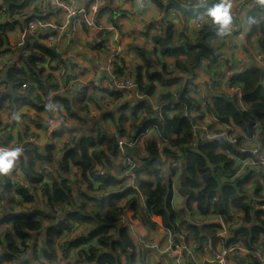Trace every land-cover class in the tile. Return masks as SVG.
I'll use <instances>...</instances> for the list:
<instances>
[{"label": "trees", "instance_id": "obj_1", "mask_svg": "<svg viewBox=\"0 0 264 264\" xmlns=\"http://www.w3.org/2000/svg\"><path fill=\"white\" fill-rule=\"evenodd\" d=\"M104 1L110 5L112 0ZM151 1L163 12L175 8L169 0ZM0 5L4 7L0 17L6 18L4 24L0 23L1 55L7 53L1 49V45H7L5 33L13 30V25L18 20L12 22L11 20L14 16H21L20 11L24 4L21 5L19 0H4V4ZM213 15L217 20H222V17L226 16L224 12ZM21 20L23 24L21 31L29 40L36 43L28 54L25 52L19 54L21 64L17 62L10 65L3 72L4 83L10 90L13 88L15 91L22 84L28 86L24 94L15 91L18 95L15 104L19 105L17 107H31L39 113L48 115L50 111L44 105L43 99L50 92H54L52 102L61 106L58 111L65 114L64 119L76 117L71 112V98L67 97L72 93H56L57 85L52 80V75L45 72L43 66L47 60L54 62L56 55L38 41L46 40L51 36L38 31L26 33L30 18L25 17ZM249 20L254 23H248L249 33L246 41L250 43V38L254 40L257 50L264 54V6L252 11L248 15ZM204 24L210 25V21L206 20ZM218 39L222 38L209 36L208 29H198L194 39L191 40L182 30L175 34L171 23L165 22L162 35L152 38V41L160 47L163 55H167L171 48L172 55L186 53L181 60L174 59L173 67L179 74L188 76L201 61L211 64L214 56L216 64V53L219 48L215 46V42ZM137 51L140 59L143 60V67L139 68L133 79L143 98L131 99L134 110L124 122L129 124L132 136L143 133L148 128L153 129L154 134L159 136V143L164 144L166 141L169 149L159 153L155 145L149 141L145 143L146 156L139 153L137 148L127 149L128 152H134L139 165L136 173V189L126 184L123 176L125 169L120 163L119 166L123 171L119 176L108 174L111 172L104 167L95 170L96 166L91 161L104 159L102 152L96 153L92 149L97 146V139L84 138L77 150H72V146L64 148L70 149L66 150L61 160H58V166L61 168L59 171L54 170L55 178H49L50 180L43 179V171L35 177L32 164L34 161L42 160L39 159L40 152L46 154L45 159L50 158L51 151L53 152L55 148L52 146L42 150L33 148L25 152L24 156L28 158L27 164L20 170L25 178L31 181V187L19 183L20 180L16 175V171L19 170L13 171L11 175L0 174L3 183L1 185L6 189V193L0 195V213L7 215L4 223L9 225L5 232H0V264H26L29 248L33 250L35 256L33 264H55L59 257L63 260L69 259L65 264H137L140 257L137 253L138 245L129 237L128 229L123 227L125 208L133 212V220L137 219L147 228L154 226L151 218L159 217L162 227L172 239L186 245L190 243L193 248H200L202 252L205 246L213 250L218 244L223 248L238 245L251 250L264 239V210L254 211L249 203L250 199H260L259 193L264 190V172L246 171L233 180L231 178L235 173L234 163L225 154L240 158L248 157L249 154L240 153L238 150L242 138H237V144L224 139L207 142L194 139L192 122L185 116V112L195 105V101L188 97L185 91L181 92L182 87L175 94L158 93L155 83L164 87H174L172 84L178 82V76L174 77V72H171V68L166 64L152 62L142 49ZM8 53L13 54L12 51ZM14 55L17 57L16 54ZM47 66L49 70L54 69L50 63ZM114 68L121 74L126 70L125 65L115 64ZM141 69H144L143 73ZM263 80V69L253 66L248 71L235 74L230 80L240 88L239 101L224 94H209L204 99V103L223 126L232 125L248 137L253 135V127L258 124V139L264 143ZM6 96L1 104L5 100L7 102L11 100L9 95ZM153 96L157 97L156 102H151L150 97ZM173 99H177L174 105L175 113L170 115L169 106L163 104H170ZM157 107L159 110L156 109ZM139 112L145 114L140 120ZM122 129L123 127H120L115 132H121ZM112 137L114 150L111 160L114 161L118 149L115 135L113 134ZM178 156L182 158L181 160L184 159L186 170V180L181 186L182 194L186 197V207L188 206L189 210L194 205L195 211L201 217H217L222 220L225 228L231 232L230 240H221L217 236L221 230L218 225L179 222L180 216L171 206V198L175 188L173 179H178L180 173L178 170L166 168L165 164L166 159L178 158ZM141 165L144 168L150 166L153 168L141 177L139 174ZM70 166L74 168L75 174L80 173L78 181L81 182L83 179L84 182L81 183L88 185L90 192L93 193L91 195L89 193V197L83 194L86 200L82 202L74 197L75 191L71 184L77 183V177L73 176ZM86 172L89 174V182H85ZM99 172L106 174L104 179L99 178ZM14 177L17 179L14 180ZM253 178H255L256 192L251 195L247 187ZM115 187L117 192H111L110 188ZM3 195L6 201L1 199ZM121 198L128 199L122 209L116 206ZM14 207H24L26 212L12 215ZM59 212L66 213L64 221H61V217L57 215ZM238 212L242 214V225L236 228L231 226V223H233V215ZM45 220L51 222L46 228L42 226ZM57 221L59 222L54 225ZM80 228L81 233L74 236ZM38 238H40L39 244H37ZM64 242H69L65 252L69 249L77 251L73 258H69V254L64 255V251L60 253V247ZM243 259L244 264H262L251 256H244Z\"/></svg>", "mask_w": 264, "mask_h": 264}, {"label": "crops", "instance_id": "obj_2", "mask_svg": "<svg viewBox=\"0 0 264 264\" xmlns=\"http://www.w3.org/2000/svg\"><path fill=\"white\" fill-rule=\"evenodd\" d=\"M21 5L24 4L23 8L21 9V16H14L13 20L17 21L15 25H13V30L10 32L5 33V39L7 41V45H1V49L5 50V54L0 55V61L4 56H9L13 52L17 56L19 54H23V52L27 53L31 48H34V44L36 42L29 40L26 35L21 31L22 18H25L27 14L31 13L37 15L40 12L41 6L44 8V4L42 5V0H19ZM68 3H71L78 9L86 8L89 6L93 0H62ZM99 1V0H98ZM264 1V0H258ZM47 3V2H46ZM237 5V3H236ZM50 7H48L49 9ZM218 13H223L220 8L216 9ZM225 13V12H224ZM163 15L166 17L168 22L171 23L172 31L176 34L180 31V25L185 19V14L178 10L169 9L165 12L160 11L158 7L151 1V0H112L110 5L106 4L104 0H102L99 11H98V20L99 24L102 27V32L98 33H90L87 31L86 27L84 26L80 16L73 17L69 20V24L64 30H49L48 35L51 36L46 40H39L38 42L42 45H45L47 48L50 49L56 55V60L50 61L47 60L43 66H46L50 63L52 66L63 63L68 75H77L81 80L84 81L85 87L82 91L74 92L72 94L67 95L70 99L71 104V112L76 117L68 119V124L72 128H76L79 131V136L75 140L74 145L71 147L72 150L74 146L78 145L84 140V138H94L98 140V144L96 147L92 148L94 152L99 153L102 152L104 155V159L92 160L91 163L96 166L95 170H98L102 167L107 168L113 176H119V172L117 169H121L120 166L116 164L113 160H111V155L114 149H112L113 141V134L115 131L122 127L124 123V119H126L131 112L134 110V106L131 105L132 100L122 97V95L118 93H111L108 87L110 85L107 82L108 74L106 71H99L100 67H108L107 64L111 63L112 59L111 53L104 50L102 47H98V43L95 42L96 39L102 40L104 35L107 33L109 28L116 29L117 35L121 38V41L124 42L126 40L125 36L128 33L132 32V34H136V30H146L150 25L151 22L159 19V16ZM23 16V17H22ZM51 16V23L55 26H60L62 21V14L60 13H50ZM22 17V18H21ZM5 19H1L0 23L4 24ZM223 21H226V16L222 17ZM28 39V40H27ZM191 40L194 37H190ZM177 41V40H176ZM23 43L24 49L21 53H16V50L13 51V48L19 44ZM1 43V40H0ZM216 47L222 49L223 47L228 50V48L234 46L237 48V56L239 57V61L244 63L245 59L243 55L247 52V41L243 40L240 37L232 36L231 39H218L216 42ZM252 43V42H251ZM100 44V43H99ZM102 44V43H101ZM29 48V49H27ZM219 48L216 55L222 52ZM138 49H142V51L146 54V56L153 62L155 60L152 59L150 49L147 45H143L142 40L140 38L135 39V42H131L130 44L126 45L123 50L120 52L119 59L116 60V65L126 66V68H130L131 76L137 74L139 68L143 67V60L140 59L138 55ZM172 48L168 51L167 54H171ZM239 53V55H238ZM184 55H176L179 57L186 56ZM174 57V56H173ZM13 62V61H12ZM11 62V63H12ZM9 63L6 67H10L13 65ZM112 64V63H111ZM207 67L206 74L202 78V82L206 84L211 78L215 76L214 74V65L215 61L211 64H206L205 62L202 64ZM221 65H224L221 63ZM220 65V67H222ZM5 69V70H6ZM141 73L144 72V69L140 70ZM81 72V73H80ZM5 76V74H4ZM96 76L97 80L102 82L103 90L96 91L94 90L93 86L89 83L93 79L92 77ZM215 78V77H214ZM89 83V84H88ZM111 89V88H110ZM12 93L15 98H11L9 102L1 99V91H0V123L2 122L4 125L3 128L0 129V133L8 138L13 140L22 139L24 140L30 135L29 129L24 125L23 121L26 119L34 127H39L40 125H47L48 119L50 118L51 114L49 112L48 116L44 113H39L33 108L28 107H17L18 104H15L16 100L18 99V95L15 94V91H8ZM25 93V92H24ZM7 97V96H6ZM156 96L150 97L151 102H156ZM53 105L56 107V110H59L61 106L53 101ZM83 107V109H80ZM55 110V111H56ZM18 117V119L16 118ZM50 123V122H49ZM51 128L54 132H60L62 129L61 124L56 122L51 125ZM103 135V137H102ZM154 141L156 140L155 136L152 135L150 138ZM153 145L156 147H164V150H168L167 145H156L154 142L151 141ZM49 147V146H42L39 147L40 150ZM70 148H67L68 150ZM61 149L60 151H51L49 164L48 166H38L34 161L32 164L33 173L38 174L43 171V179L45 178H55V172L50 173L49 166L54 164V170L59 171L61 167L58 166V160L65 155L66 150ZM77 150V149H76ZM159 153L160 151L156 149ZM62 151V152H61ZM44 152V151H43ZM139 153L143 154L144 156L147 155V151L143 148ZM24 154V153H23ZM45 153L40 152V158L44 161ZM25 157V156H24ZM28 158L25 157L24 165H26ZM43 168V169H41ZM71 171L74 172L75 170L71 167ZM153 167L144 168L141 165L140 168V176L143 177L146 172H149ZM45 169V170H44ZM16 171L18 179L20 180V184L31 187V181L22 174L20 169ZM34 170H37L34 172ZM78 173V172H77ZM182 173L179 175L181 177ZM89 174L86 172V179L88 180ZM175 181V188L172 192L171 198V206L173 209L179 214V222L185 221L186 224L196 222V223H204L207 222L206 217L202 218L198 212L195 211V206L192 205L188 210V206L186 207V197L182 194L181 186L186 180V176L181 178V180ZM253 181L248 185V191L251 195L256 192V185ZM50 180V179H49ZM81 182H84L81 179ZM77 179L78 187L76 186V190L74 192V197L82 202L86 200L83 198V194L85 197H89L93 194L90 192L89 186L84 185ZM2 178L0 177V195L6 193L5 186H2ZM79 188V190H78ZM111 192H117L116 187L110 188ZM1 199L6 201L4 195ZM128 199L121 198L117 204H120V208L122 209ZM41 204H43V200H41ZM6 207V202H4ZM12 215H19L20 213L26 212L24 207H14ZM187 217H186V213ZM63 212H59V217H61V221H64L65 214ZM124 223L123 227L125 226L128 229V234L131 240L138 245V263L137 264H176L173 261V258L177 252H182L185 256H187V261H182L179 264H204L205 259L210 256V254L202 252L200 248H193L191 245L184 246L182 242L175 241L172 239L164 230L161 225V220L159 217L151 218L152 223L154 224L153 228H147L143 224H141L137 219L133 220V212L129 208L124 209ZM5 217L7 215H0V232L8 228L9 225L4 223ZM60 221V220H59ZM59 221H57L54 225H56ZM216 222V219L213 220ZM51 225L49 220H45L42 222V226L44 228ZM186 226V225H185ZM81 228L78 232L74 234L79 235L81 232ZM69 242H64L60 247V253L64 255L69 254V258H73L76 255L77 251H73L71 249L65 250L69 247L67 245ZM67 245V246H66ZM210 249V247H209ZM33 250L29 248V252L27 253V258L25 259L26 264H33L34 263V253ZM208 252V251H207ZM59 253V254H60ZM58 254V255H59Z\"/></svg>", "mask_w": 264, "mask_h": 264}, {"label": "built area", "instance_id": "obj_3", "mask_svg": "<svg viewBox=\"0 0 264 264\" xmlns=\"http://www.w3.org/2000/svg\"><path fill=\"white\" fill-rule=\"evenodd\" d=\"M179 1L183 2V0ZM101 2L102 0H93V2L90 3L86 8L78 9L71 3L62 0H42V5L44 4V8L43 6H41L42 8L40 12L37 13V15L31 13L27 14L26 18H30V21L27 24V29L25 32L32 33L38 31L47 34V31L49 30H64L69 24V20L76 16H80L88 32H102V27L99 24L97 16ZM232 2L237 3V6L240 8V14L243 20L246 22L248 21V15L252 11L259 8L260 6H264V1L258 0H232ZM48 7L50 8L48 9ZM3 11L4 7L0 5V14ZM53 12L62 14V21L60 26H55L51 23L52 17L49 16V14ZM214 13H218V11L215 10ZM205 21L206 20H204L203 23ZM165 22H168L166 17L160 15L159 19L151 22L149 24L150 26L146 30H136V34H132V32L128 33L127 36H125L126 40H124V42L121 41V38L117 35L116 29L114 28H109L102 40H95V42L98 44L102 43V47L104 48V50L111 53L112 58H115L110 61L112 64H107L108 67L99 68V71H106L108 74L109 78L107 79V82L110 85V87H108V89L110 90L109 92H119L122 97H125L127 99L134 98V100H140L141 98H143L138 91V86L133 79V76H131L130 68H126V70L122 74L116 72V69L114 68L116 60L119 59V56L121 54L120 52L123 50V48L131 42H135V39L140 38L143 45H147L149 47L153 60L157 61L160 64H166L171 68V72L173 71L174 74L178 75V82L172 85H177V87L179 85V87L181 88V85L184 84V91L186 95L195 101V105L190 108L189 111L185 112V116L192 122V137L204 142L224 139L233 144H237V138L241 137L242 142H239L238 150L240 153L249 154V156L246 158H240L238 156L225 153L228 157L231 158L234 163L235 173L231 179H237L246 171L256 173L261 170L260 172H264V143H262L258 139V124L253 127V135L251 137H248L247 135L241 133L238 128L232 125L223 126L220 121L207 109L204 103V99L209 94H224L229 98H235L239 101L241 98L240 88L230 82L231 78L235 74L248 71L253 66L264 68V54L260 53L256 48V54L251 56L245 55V62L242 63L239 61V57L237 56V48H235L234 46H232L231 48L229 47L228 50L230 49L232 51L231 53H229V60L226 59L227 57H225V52L222 51L217 54L216 64L214 65L213 69L215 78L212 77V80H209L206 84H204L202 82V78L206 74L207 67L202 65L204 63L203 61H201L200 64L196 68H194L188 76L179 74L173 67V59L178 58L179 56H176L178 54L163 55L160 47L154 41H152V38L162 35ZM198 29V27H194L193 24L187 19H184L180 26V30H182L186 37H188L189 39L190 37L192 38L195 36ZM248 33L249 24L245 23L243 26H237L234 29L233 36L243 38V40L246 41ZM253 41L254 40H252V44H254ZM22 45V42L17 44L13 48V51L19 49ZM25 54H28V52ZM11 62L13 64L19 62L18 56L15 57L14 53H11L9 56H4L0 61L1 93L7 94L10 90L6 83H4L5 79L3 78V72L5 71L7 65ZM19 63L21 64V62ZM221 63L224 65H221ZM63 65V63L57 64L53 66V70H49L48 66H46L45 68V72L52 75V80L57 85L58 90L56 93L65 94L82 91L87 84L85 85L84 81L81 80L77 75L72 76L66 74L67 72ZM220 65L222 67H220ZM92 79L93 80L89 83L94 87L93 89L96 91L103 90L104 87H102V82L98 81L96 76L92 77ZM179 81L182 83L180 84ZM27 88L28 86L22 84L15 91L18 94H24ZM171 88L172 87H164L162 85H159L158 83H155V89L158 93L171 92L172 94H175L177 90L173 92L174 88L172 90ZM11 91H14L13 88L11 89ZM53 94L54 92H50L43 99L44 105H46L50 113H52L50 118L48 119L47 125H40L36 128L32 126L29 120L26 119L25 121H23L24 125H26V127L30 131V135L25 138L22 143L23 153L33 148H39L42 146H52L55 148V151H60L67 146H73L75 140L78 138L79 131L76 128H72L68 124V120L64 119L65 114L63 112L59 113V111L56 110V107L53 105ZM175 101H177V99H173L170 104H163L164 106H169L168 114L170 115H173L175 113ZM131 105L133 106L132 103ZM156 109L159 110V107H157ZM144 115L145 114L143 112H139V120L144 117ZM54 122L61 124L62 129L60 132H54L52 130L51 125H53ZM1 124L3 123L1 122ZM114 135L117 140L118 149V153L114 161L116 163H120L125 169L123 176L126 180V184L136 189V173H138L139 165L134 152H128L127 149L137 148L138 145L141 144V142L148 138H151L152 135L155 136L156 140L154 139V142L157 145H167V143L165 141L164 144H160L159 136L157 134H154V131L151 128L146 129L143 133L132 136L131 128L128 123L125 124L121 132H115ZM8 140L11 141L13 139L8 138ZM1 156L2 155H0V167H3V165L7 161L5 159L1 160ZM181 159L182 158L180 156H178V158L166 159V168L170 170H178L181 174V170L184 167V159ZM105 175V173L99 172L100 178L105 177ZM17 177H14L13 179L16 180ZM176 180L178 179H173L174 185ZM259 197L260 199L258 200L250 199L249 203L253 207L254 211L264 210V190H261V192L259 193ZM241 218L242 214L240 212L234 214L232 217L233 223H231V226L239 228L242 225ZM214 219H216V222L213 221ZM206 220L207 222L204 221V223L220 226L221 230L217 233V236L221 240L228 241L231 239V232L225 228L226 226L223 225L222 220L217 217L209 216L206 217ZM39 243L40 238L37 239V244ZM188 245H190V243ZM188 245L184 244L185 247ZM203 252L210 254L207 260L204 262L205 264H244V256H251L252 258H256L262 264H264V239L259 241L258 246L255 245V247L251 250L245 249L238 245L229 248H223L220 244H218L214 247L213 250L212 248L209 249V247L205 246L203 248ZM184 257L185 255L182 252H179L178 254H175L173 261L176 264H179L184 260ZM67 260H63L62 257H59L55 264H65Z\"/></svg>", "mask_w": 264, "mask_h": 264}, {"label": "clouds", "instance_id": "obj_4", "mask_svg": "<svg viewBox=\"0 0 264 264\" xmlns=\"http://www.w3.org/2000/svg\"><path fill=\"white\" fill-rule=\"evenodd\" d=\"M0 4H4V0H0ZM217 8L225 12L226 21L217 20L213 15ZM182 11L185 13V19L194 27L208 29V35L215 38L231 39L237 26L254 23L251 20L247 22L243 20L240 8L232 0H183ZM204 20L210 21V25L204 24ZM22 143V139L10 141L0 133V155L7 161L0 167V174L11 175L13 171L24 166Z\"/></svg>", "mask_w": 264, "mask_h": 264}, {"label": "rangeland", "instance_id": "obj_5", "mask_svg": "<svg viewBox=\"0 0 264 264\" xmlns=\"http://www.w3.org/2000/svg\"><path fill=\"white\" fill-rule=\"evenodd\" d=\"M235 5H236V3L235 2H233ZM183 22V21H182ZM182 24V23H181ZM181 26V25H180ZM251 38H250V43H248V45H247V52L245 53V55H248V56H251V55H254V54H256V46L254 45V44H252L251 43ZM215 46H216V44H215ZM217 46H219V48H220V45H217ZM221 49V48H220ZM223 52H225V57H227L226 59L227 60H229V53H231L232 51L229 49V50H226V48H222L221 49ZM168 55V54H167ZM172 55V54H171ZM238 55H239V53H238ZM245 55H243V57L245 56ZM217 56V55H216ZM169 57H170V55H169ZM181 58L182 57H178V58H176V59H180L181 60ZM185 60V59H184ZM214 60V59H213ZM173 61H174V59H173ZM174 77H177L178 75L177 74H174L173 75ZM180 84L182 83V82H179ZM182 86V88H181V92H184V84L183 85H181ZM174 88V89H173ZM179 85H178V87H177V85H174V87H172L171 88V90L173 89V92L175 91V90H179ZM218 91H220V90H218ZM125 122L123 123V125H122V127L124 128V126H125ZM4 124H1V128H3L4 126H3ZM0 128V129H1ZM150 142L151 143V141L152 142H154L152 139H150V138H148V139H146V140H144L143 142H141V144H139L138 145V150L139 151H141L143 148H145V143L146 142ZM155 143V142H154ZM156 144V143H155ZM157 145V144H156ZM155 148L156 149H158L160 152H163V150H164V147H156L155 146ZM64 150V149H63ZM62 150V151H63ZM61 151V152H62ZM36 164L38 165V166H41V164H43V167L44 166H48V164H49V160L47 159L46 161H44V160H38L37 162H36ZM118 166H119V163H116ZM49 171H50V173H54V164L52 165V166H49ZM41 169H43V168H41ZM45 170V169H44ZM118 170V172H119V174H121L122 173V169H117ZM37 170H34V172H36ZM261 170H259V172H260ZM72 173H73V176L74 177H77V179H78V177H79V172L78 173H76V174H74V172L72 171ZM35 177H36V174H33ZM100 178V177H99ZM105 177H102V178H100V179H104ZM71 184V183H70ZM71 186L73 187V190L75 191L77 188H76V186L78 187V184L76 183V184H71ZM78 190H79V188H78ZM117 207L118 206H120V204H117L116 205ZM180 252V251H179ZM179 252H177L176 254H178ZM207 260V258L205 259V261ZM184 262H186L187 261V257L185 256L184 257V260H183ZM205 264V263H204Z\"/></svg>", "mask_w": 264, "mask_h": 264}, {"label": "water", "instance_id": "obj_6", "mask_svg": "<svg viewBox=\"0 0 264 264\" xmlns=\"http://www.w3.org/2000/svg\"><path fill=\"white\" fill-rule=\"evenodd\" d=\"M169 1H170V3L175 7V8H173V9L183 12V11H182V4H181V3H179L177 0H169ZM183 13H184V12H183ZM47 33H48V31H47ZM101 45H102V44L100 43V44H98L97 46H98V47H101ZM23 49H24V46H21L19 49L16 50V53H21ZM213 59H214V56H213V58H212L211 61H213ZM262 69H263V71H264V68H262ZM6 95H9L10 97L15 98V96H14L12 93H10V94H8V93H7V94L2 93V94H1V99L4 98ZM77 148H78L77 145H75V146H74V149L76 150ZM181 173H182L181 178H184V177L186 176V170H185L184 167H183Z\"/></svg>", "mask_w": 264, "mask_h": 264}]
</instances>
